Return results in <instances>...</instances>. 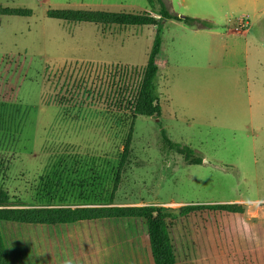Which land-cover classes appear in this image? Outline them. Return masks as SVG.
Segmentation results:
<instances>
[{
	"label": "rangeland",
	"instance_id": "obj_1",
	"mask_svg": "<svg viewBox=\"0 0 264 264\" xmlns=\"http://www.w3.org/2000/svg\"><path fill=\"white\" fill-rule=\"evenodd\" d=\"M164 2L179 16L228 11L225 1ZM55 9L159 17L157 0H0V189L11 207L162 206L176 264H264V44L248 43L238 70L225 60L220 73L200 72L185 65L199 61L196 46H164L170 24L71 22L47 15ZM156 33L170 66L157 67L159 115L131 119L110 94L139 80ZM217 83L214 102L194 104ZM51 173L60 188L38 197ZM219 203L243 212L201 207ZM0 231L9 264H153L141 218L0 221Z\"/></svg>",
	"mask_w": 264,
	"mask_h": 264
},
{
	"label": "trees",
	"instance_id": "obj_2",
	"mask_svg": "<svg viewBox=\"0 0 264 264\" xmlns=\"http://www.w3.org/2000/svg\"><path fill=\"white\" fill-rule=\"evenodd\" d=\"M159 4V17L154 18L149 13H111L108 11L87 10V9H55L48 10L47 15L61 20L71 22H93L100 24H118V25H148L160 23L167 18H174L183 21V23L203 27L207 22L201 18L177 15L170 13L165 7L164 0H157ZM27 10H15L9 14H25ZM160 44V36L156 33L152 47L148 54L147 62L141 72L139 80L133 87L114 86L111 91V100L114 104H123V110L130 115L131 119L137 115H159V104L156 93V76L157 65L155 63ZM76 64V63H73ZM132 136V120L127 127L119 164L115 170V183L119 179V168L128 156V149ZM171 146L177 145L168 140ZM56 176L53 182L47 181L40 184V190L37 192L38 197L42 195H52L53 192L45 191L54 190V193L60 188V176ZM113 191V189H112ZM111 192L109 199H112ZM6 192L0 189V221H15L23 223H35L45 225L67 224L81 220L101 219V218H141L146 225L149 249L153 264H176L174 252L168 237L166 215L163 213L162 206H117V205H93V206H69L63 204H46L23 206L16 203V207H11ZM201 207L225 210L231 212H243V207L237 203H219L203 204ZM0 264H9L6 255L3 238L0 231Z\"/></svg>",
	"mask_w": 264,
	"mask_h": 264
},
{
	"label": "crops",
	"instance_id": "obj_3",
	"mask_svg": "<svg viewBox=\"0 0 264 264\" xmlns=\"http://www.w3.org/2000/svg\"><path fill=\"white\" fill-rule=\"evenodd\" d=\"M216 1L228 2V11L223 12L221 17L219 15L217 17L218 19L212 14L206 15L203 13L204 15L202 16H204V18L201 19L207 22L206 26H189L183 23V21L174 18H167L162 22V25L170 24L171 26L170 35H166L167 41H164L166 43L164 46H170L171 51H173V49L180 50L182 46L185 47L189 44L198 48L199 61L197 63L192 62L193 66L185 63L187 67L194 68L196 71L203 72L204 70L208 71L209 69L217 70L220 73V63L225 60L231 62L234 68L233 70H238V67L241 66L238 64V62L240 63L239 60L242 58V61L244 62L243 58L246 56L248 43L251 44V42L254 41L264 44V0ZM237 4H240L243 9L238 16L233 17L230 12H232L231 9L233 10V7L237 6ZM241 16H245L246 26L239 27V18ZM176 44H178L177 47H175ZM226 55L228 57L227 59ZM156 64L158 70L160 68L170 67L168 66L169 57H166L163 54L157 56ZM219 83L216 85L203 84L207 85V89L205 93L202 94L200 99L201 102L195 100L193 101L194 104L201 106L202 103L214 102L212 100V97H214L213 90L217 88ZM218 90H220V87L216 89V93ZM218 94L220 95V92L217 93V95ZM217 101L220 105V98H217ZM203 111L206 112L205 109H203ZM206 119L209 120L210 118L206 117ZM108 247L109 245H105L104 248L106 249ZM70 256H72L71 261H76L81 255L78 252H72ZM67 261L68 264H71L69 260Z\"/></svg>",
	"mask_w": 264,
	"mask_h": 264
},
{
	"label": "water",
	"instance_id": "obj_4",
	"mask_svg": "<svg viewBox=\"0 0 264 264\" xmlns=\"http://www.w3.org/2000/svg\"><path fill=\"white\" fill-rule=\"evenodd\" d=\"M181 16V15H180Z\"/></svg>",
	"mask_w": 264,
	"mask_h": 264
}]
</instances>
